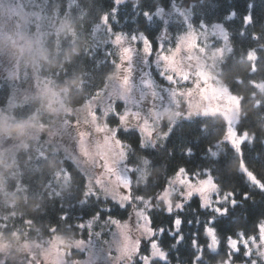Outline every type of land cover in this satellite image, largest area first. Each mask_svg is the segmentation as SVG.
Returning a JSON list of instances; mask_svg holds the SVG:
<instances>
[{
	"label": "trees",
	"instance_id": "1",
	"mask_svg": "<svg viewBox=\"0 0 264 264\" xmlns=\"http://www.w3.org/2000/svg\"><path fill=\"white\" fill-rule=\"evenodd\" d=\"M13 1L21 3L31 13L39 16L37 23L41 32V46L59 53V57L73 46L81 49L80 55L71 63H65L62 68L45 66L40 71H34L31 67H25L24 57L19 78L0 83V112L6 116H15L17 120H25L39 110L43 123L50 127L60 119L44 112L39 98L14 105H9L10 100L15 92L22 93L33 77L58 89L66 79L81 76L85 80L83 91L73 90L71 101L65 99L70 108H79L100 97L116 73L117 68L112 61L118 64L121 56V50L111 42L114 37L107 31L103 21L106 14L109 15L110 22L115 19L111 14L115 5L113 0ZM144 11L152 13L149 21L143 16ZM233 12L235 17L231 18L230 14ZM249 15L253 22L245 25L244 19ZM116 18L119 23L112 21L114 31L125 34L144 32L154 45L159 43L164 32L167 33L165 43L171 46L176 45L189 31L204 36L211 35V28L220 27L226 34L227 50L221 61L219 77L221 84L240 99L237 130L240 134L247 132L250 136L241 145L242 155L228 141V128L223 116L184 117L186 110L183 108V117L175 122V128L167 142L161 139L165 131L163 126L154 136V141L159 145L156 149L151 148L154 141H146L148 156L144 155L143 149L138 148L137 133L122 132L119 137L125 141L126 163L131 168L129 176L133 204L139 205L135 197L140 195L158 209L152 213L153 227H172L173 217L166 214L163 202L157 197L166 180L180 166L190 171L211 168L221 192L234 191L239 201L235 208L229 209L227 216L217 218L216 226L221 234L219 250L209 252L205 247V251L199 253L198 246L193 241L194 238L198 239L200 246H205L206 237L202 232V225L210 213L199 208L200 198L194 196L184 211H174L173 214L184 220L183 242L176 244V237L167 232L162 238L157 235V247L167 253V261L155 259L153 264H225L229 257L223 236L235 235L238 231L257 235L258 222L264 223V191L252 185L241 171V163H244L248 171L264 181V50H261L264 46V0H202L192 4L189 9L184 7L183 0H128L121 4ZM65 22H71L76 28L75 37L67 36L62 31ZM38 24L32 20L31 33ZM254 34L259 36V40L253 38ZM228 36H231L230 41L227 40ZM221 45L222 41H217L214 46ZM229 48L234 51L230 52ZM249 49L257 50L260 56L259 70L255 74L251 71L253 62L247 58ZM153 51L155 53L157 49L154 47ZM109 53L112 55L109 56ZM121 106L122 103L118 102L117 107ZM107 123L115 126V121L109 120ZM129 143L132 149H136L135 154H130L131 149H127ZM29 144L31 147L27 151L22 147L15 154L5 156L9 162L15 159L18 167L5 173V190L0 192V232L9 238V242L11 234L19 232L21 243L27 244L46 245L57 239L67 244L84 240L105 246L111 239L114 225L102 222L94 230L89 228L83 232L76 225L87 222L97 212H101L104 200L111 197L96 193L101 197L100 201L90 200L87 204H80L86 191L84 180L87 175L63 153L54 151L51 144ZM187 148L193 150L190 157L184 153ZM210 151L218 152V161H213ZM145 159H151L155 163L145 164ZM52 161H55L54 168L51 166ZM65 169H68L71 177L65 174ZM81 172L84 173L83 176L80 175ZM245 193L249 195V199H244ZM16 197L19 199L15 207L10 206ZM108 204L112 207V212H101V221L107 216L121 222L130 218L131 209H121L111 201ZM64 214L68 215L67 222L60 220ZM28 221L31 223H27ZM53 227L56 228L55 232L51 230ZM201 255L202 260L199 259ZM84 256V251L74 249L68 259H80ZM0 259L4 260V264H43L38 257L21 253L15 259L5 255H0ZM235 262L249 263V259L243 255V249L240 254H233L232 263ZM258 264L264 262L259 261Z\"/></svg>",
	"mask_w": 264,
	"mask_h": 264
},
{
	"label": "rangeland",
	"instance_id": "2",
	"mask_svg": "<svg viewBox=\"0 0 264 264\" xmlns=\"http://www.w3.org/2000/svg\"><path fill=\"white\" fill-rule=\"evenodd\" d=\"M126 1L128 0H122L121 4ZM181 13L185 14L184 12ZM32 20H35L38 24L39 16L31 13L21 3L13 0H0V36L11 35L21 43L32 42L40 45L41 32L39 24L36 25L32 33L30 32ZM211 29V35L204 36L189 31L174 46L165 43L167 38L165 32L159 39V43L163 45V52L157 53V55H171V52H174L176 48L181 49L177 62L178 68L189 76L186 82L181 79L179 71H169L168 74L174 75L178 81L177 84H170L164 79L163 73L167 61H161L158 66L155 62V56L146 58L141 49L142 45L136 43L135 47L138 52L133 55L131 61L124 62L132 70L130 91L125 90L122 82V78L126 77L128 73L123 68L117 69L109 86L102 92L100 97L79 108H71L70 113L65 112L56 116L60 120L50 126L48 131L40 136L39 141H28V143L43 144L45 142L51 144L54 146V151L63 153L80 167L87 175L89 183L97 194L115 199H123L124 183L130 178L131 168L126 163V150L110 138L109 130L100 131L99 129L104 128V124L107 122L103 112L108 110L111 104L116 103L120 97H126L129 100L128 108L130 111L139 113V120L134 117L130 118L132 123H138L142 128L144 122L147 121L149 126L155 129L154 135L147 137V141L150 143L154 141L155 134L162 128L164 123L172 125L183 117L181 111L183 108L186 110L184 117L223 116L227 123L229 143L230 138H234L237 143L242 145L243 142L250 139L249 134L245 132L238 137L232 135L238 132L237 125L241 111L240 99L228 87L221 84L219 77L221 61L227 50L226 34L220 27ZM188 37H195L198 43L191 49L188 47L190 41L186 40L185 44L181 45V40ZM217 41H222V45L214 46ZM221 49H223L222 52ZM120 54H123L122 51ZM23 58L19 55L13 56L10 50L0 52V83L19 78ZM147 60L150 62H146ZM120 63L121 60L119 59L118 64ZM45 85L52 88L45 81L33 77L22 93H14L9 105L39 98ZM153 93H156V95L153 96ZM172 93H175V95H172ZM61 103L68 107L63 94H61ZM90 110L102 116L98 114L93 118L89 115ZM4 116L6 115L0 112V117ZM86 120L88 121L87 124H85ZM78 121L79 128H77ZM80 131H86L88 136H78ZM141 134L144 135L143 132ZM70 136H72L71 143L75 146H71L70 142L66 143ZM81 139L84 140L83 149L78 142ZM20 148H22L20 141L0 139V152H4L5 156L15 154ZM109 164L111 165V171L107 167ZM241 171L244 173L242 167ZM97 180L101 181V184H97ZM194 196L199 197L198 195ZM158 200L163 202L166 209L165 202L159 198ZM138 201L139 205L133 204V210L146 212L148 208L153 207L147 199ZM178 202H180V197L177 193L172 196V204L170 205L174 211ZM121 223H129L130 227L134 229L135 217L131 213L130 218ZM143 223L147 226L146 220ZM130 235H132L133 240L137 237L147 239L148 233H136L133 230ZM122 243L123 236L120 229L114 225L110 241L102 247L93 242H85L84 245H80L79 242L67 244L55 239L46 245L28 244L30 251L21 254L33 258L38 257L43 264H77V262H80V264H130L129 261L120 259L121 254L117 251V248ZM257 243H259V240ZM249 246L252 248L251 259L256 260L257 264L259 261L264 262V258L258 255V252H264V244H261L259 249L252 244ZM157 248V246H154L153 251H157ZM74 249L84 251L85 256L80 259H68ZM131 251L132 246L130 245L128 252ZM232 264H251V261L249 260V263L235 262Z\"/></svg>",
	"mask_w": 264,
	"mask_h": 264
},
{
	"label": "snow or ice",
	"instance_id": "3",
	"mask_svg": "<svg viewBox=\"0 0 264 264\" xmlns=\"http://www.w3.org/2000/svg\"><path fill=\"white\" fill-rule=\"evenodd\" d=\"M122 0H113L115 7L111 9V14L115 19H111L109 15H104L103 21L107 26V31L112 33L114 39L111 41L115 46H117L118 50L122 51V55L120 56L121 63L116 64L115 61H112L113 66L118 70L123 68L124 71L128 73L126 77L122 78L123 85L125 86L126 91L131 90V68L127 67L124 63L125 61H131L133 55L138 52V49L135 47L136 43H140L142 45V50L144 56L146 58H150L155 56V62L159 66L161 61H167V65L163 68L164 79L167 80L170 84H177L174 75H169V71H179L181 79L183 81H187L189 76L185 74L182 70L178 68L177 57L180 54L181 49L176 48L174 52H171V55H157V53L163 52V45L158 43L156 45L153 44L152 40L144 32H136L135 34H125L124 32H116L113 30L112 21L119 23L116 18L119 7L121 6ZM143 16L146 21L151 19L152 13L149 11H144ZM231 18L235 17V13L230 14ZM251 15L246 16L244 19L245 25L252 24ZM225 31H228L225 29ZM243 35V33H242ZM254 39L259 40V36H253ZM190 41L188 43V47L191 49L193 46L197 45V41L195 37H188L181 40V45L183 46L185 42ZM227 40H231V36L227 37ZM154 47L157 51L154 53ZM230 52L234 51L233 48L228 49ZM261 50H264V46H262ZM171 51V50H169ZM223 49H221V52ZM109 56L112 54L109 53ZM247 58L251 64V71L255 74L259 70L258 62L260 60V56L257 50L249 49L247 51ZM146 62H150L147 60ZM97 96L99 93L96 94ZM153 96L156 93L152 94ZM175 95V93H172ZM191 95V93H189ZM143 96V94H142ZM122 102V106L120 108L117 107V103ZM129 100L126 97H120L116 103H113L109 106L108 110L103 112L106 121H115V126L110 123H105L104 128L99 129L100 131H104V129L109 130L110 138L115 140L117 144L121 146L123 149L125 147V141L119 139L121 133H137L139 136L138 148L144 150V155L148 156L147 153V137H151L155 133V129L151 128L147 121L144 122L143 127L141 128L138 123H132L130 118L140 119L139 113L130 111L128 108ZM99 113L95 111L89 112V115L95 118ZM88 121H85L87 124ZM165 131L161 137L164 142H167L172 131L175 128V123L172 125H163ZM77 128H79V121L77 122ZM141 132L144 133L141 136ZM233 136L238 137L240 135L239 132L233 133ZM246 135V134H245ZM78 136L87 137L88 133L86 131L78 132ZM81 145V148H84V140L81 139L78 141ZM230 143L233 149L237 152H241V144L237 143L236 139L230 138ZM159 145L154 141L151 144V148L154 150ZM127 149H131L130 154H135L136 149H132V145L129 143L127 145ZM185 155L192 156L193 150L191 148H187L184 150ZM210 156L213 161L219 160V154L217 151H210ZM171 155V152L169 153ZM242 155V152H241ZM145 164L155 163L151 159H145ZM108 170L111 171V165H107ZM245 176L249 179V182L255 187L259 188L261 191H264V181L257 179L253 173L248 171L246 165H241ZM65 174L68 177H71V173L68 169H65ZM80 175H84L83 172ZM84 184L86 187V191L83 193V197L80 199V204H87L90 200L100 201L101 197L96 194V191L92 188L91 184L88 181V178L85 177ZM97 184H101V181L97 180ZM161 194L158 197L160 200L165 202L166 205V214L168 216L173 217L172 219V227L166 229L164 227H153V217L152 213L158 211V209L154 207L148 208L146 212H140L138 210H133V198L131 196V179L129 178L124 183V194L123 199H115L109 198L104 200V206L101 208V212H112V207L109 206L108 202L111 201L113 204L118 205L121 209H131L133 216L135 217V228L130 227L129 223H121L120 220L114 219L111 216L105 217L103 221H101V212H97L92 218H90L87 222H80L76 225V228L81 232L85 230H89V228L95 229V226L101 224L102 222L105 224L115 225L118 229H120L121 235L123 236V243L117 248V251L120 252V259L127 260L130 264H153L155 259H162L165 262L167 261V253L163 252L159 248L157 251H153L154 246L159 245V240L156 239V236L159 235L161 238L164 237L165 232L170 236L176 237V244H180L183 242L184 237L182 234V226L184 224V220L179 215H173L174 210L170 206L172 204V196L175 194H179L180 202L175 205V211L182 212L185 210L186 205L190 204L193 201L194 195H198L200 198L199 208L210 215L206 218V221L202 225V232L205 234L206 241L205 246H200V242L198 239L194 238L193 243L198 246L199 253H203L205 251V247L209 252L218 251L219 245V237L220 233L217 229L216 223L217 218L222 216H227L229 214L230 208H235L239 201L236 198V193L234 191H224L221 192L219 184L215 181L214 173L211 168L203 169L201 171H190L188 168L183 166L178 167L174 173L168 178L165 184L161 187ZM214 197H216L214 199ZM137 200H144L143 196L137 195L135 197ZM244 199H249V195L247 193L244 194ZM150 203V201L148 202ZM68 215L64 214L60 217V220L67 222ZM147 221V226L143 223V221ZM191 223V222H189ZM72 225L69 223V227ZM53 232L56 231V228L53 227L51 229ZM148 233L147 239L143 240L137 237V239L133 240L132 235L130 233ZM257 235H248L243 231H238L235 235H227L223 236L225 241V247L228 249L227 256L229 257L228 264H232L233 254H240L243 249V255L246 256L251 264H257L256 260H252V248L249 246L250 242L252 245H255L257 249L260 248L261 244H264V223L258 222L257 225ZM179 234V235H178ZM199 234H196L198 236ZM259 240V243L257 241ZM80 245H84L85 241L80 240ZM132 246V251L128 252V247ZM262 258H264V252H258ZM199 259H203V256H199Z\"/></svg>",
	"mask_w": 264,
	"mask_h": 264
},
{
	"label": "clouds",
	"instance_id": "4",
	"mask_svg": "<svg viewBox=\"0 0 264 264\" xmlns=\"http://www.w3.org/2000/svg\"><path fill=\"white\" fill-rule=\"evenodd\" d=\"M62 31L67 36H76V28L71 22H65ZM5 50H10L13 56L25 57V67H31L34 71H40L45 66L48 68H62L65 63H71L76 56H79L81 51L79 46H73L65 50L62 57H59V53L54 50L32 42L21 43L11 35L0 36V52ZM84 85L85 80L81 76L66 79L58 89H52L45 85L39 97L41 109L52 116H58L65 112L70 113L71 108L61 103V94H64V98L70 102L73 90L83 91ZM48 128L49 126L43 123L39 110L25 120H17L15 116L0 117V139L20 141L25 151L31 147L28 141H39L40 136L47 132ZM51 166L55 167V161L51 162ZM16 167H18V164L15 159L9 162L5 157V153L0 152V169H3L0 172V192L5 190V173L11 172ZM18 199V197L14 198L10 206L15 207ZM13 215H16V213H13ZM27 223H31V221ZM28 251H30V246L27 243H21L19 232L11 234V242H9L8 237L0 232V254L15 259L17 254ZM0 264H4V260L0 259ZM77 264H80V262H77ZM225 264H228V261Z\"/></svg>",
	"mask_w": 264,
	"mask_h": 264
},
{
	"label": "water",
	"instance_id": "5",
	"mask_svg": "<svg viewBox=\"0 0 264 264\" xmlns=\"http://www.w3.org/2000/svg\"><path fill=\"white\" fill-rule=\"evenodd\" d=\"M202 0H183V3H184V7L186 9H189L191 7L192 4H195V3H199L201 2Z\"/></svg>",
	"mask_w": 264,
	"mask_h": 264
},
{
	"label": "flooded vegetation",
	"instance_id": "6",
	"mask_svg": "<svg viewBox=\"0 0 264 264\" xmlns=\"http://www.w3.org/2000/svg\"><path fill=\"white\" fill-rule=\"evenodd\" d=\"M72 136L68 137V141L66 142L67 144L70 142L71 143ZM71 146H75L74 144H70Z\"/></svg>",
	"mask_w": 264,
	"mask_h": 264
}]
</instances>
